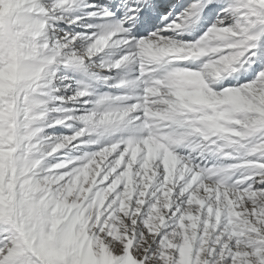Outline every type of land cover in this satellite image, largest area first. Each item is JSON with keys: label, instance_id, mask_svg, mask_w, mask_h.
Segmentation results:
<instances>
[{"label": "snow or ice", "instance_id": "1", "mask_svg": "<svg viewBox=\"0 0 264 264\" xmlns=\"http://www.w3.org/2000/svg\"><path fill=\"white\" fill-rule=\"evenodd\" d=\"M68 4L69 0H52L46 7L43 0H18L16 9L0 15V65L24 43L28 22L41 21L44 32L50 31V18ZM218 4L224 6L215 23L191 42L166 38L174 29L169 19L172 13L165 12L168 6L163 0H134L114 30L108 27L91 37L89 46L101 36L110 37L106 48L124 46L125 54L115 61L114 68L128 63L126 58L138 65L137 78L127 82L137 94L95 101L111 111L128 113L118 120V129L106 124L88 126L41 151L40 135L31 140L21 138L24 113L20 112L17 139L3 146L15 152L5 177V184L10 179L12 188H5V200L0 204V264H83L82 253L89 250L94 257L92 264H264V116L258 111L264 110V58L257 63L249 51L250 43L256 47L255 33H264V0H194L176 18L175 29L194 26L205 8L212 12ZM101 11L106 17L115 15L107 8ZM228 21H232L231 26ZM148 28L153 30L147 38L136 35ZM217 33H224L225 38H216ZM76 38L64 40L51 51L47 43L45 51L56 59ZM170 42L197 48L207 44L215 51L202 55L194 49L180 59L145 55L149 47ZM103 51L90 52L87 48L71 55L87 60ZM228 56L240 62L239 68L247 65L254 82L234 87L220 83V90L213 92L239 96L242 104H219L167 120L145 118L144 112L153 107V101L168 99L164 81L171 69L203 72L206 63ZM201 57L205 60L195 68L182 63ZM212 86L217 87V82ZM152 89H159L161 95H152ZM40 90L38 85L27 91L19 89L18 107L25 106L26 97L37 98ZM77 93L76 98L88 95L83 90ZM132 105H136L135 111H130ZM98 110L102 109L80 119ZM225 111L232 120L227 125L231 132L205 133L200 123H194L202 116ZM145 124L151 126L149 131H140ZM97 128L127 129L133 135L116 137L107 142L108 146L101 144L83 159L55 163V168L47 164L48 156ZM150 132L163 145L157 155L150 154L145 146L144 138ZM57 144L61 146L53 152ZM190 148L196 153L186 151ZM232 158H236L233 163L225 165L224 161ZM36 159L41 163L33 167ZM45 177L51 178L47 184ZM30 178L44 187L26 201L24 185ZM70 191L74 194L68 196ZM57 204L65 205L60 214L53 212ZM57 219L61 222L53 231ZM76 233H82L79 239L73 238ZM49 236L53 237L50 243Z\"/></svg>", "mask_w": 264, "mask_h": 264}, {"label": "clouds", "instance_id": "2", "mask_svg": "<svg viewBox=\"0 0 264 264\" xmlns=\"http://www.w3.org/2000/svg\"><path fill=\"white\" fill-rule=\"evenodd\" d=\"M18 7L17 2L13 0H3L0 3V15H4L11 10ZM25 40L23 44H20L18 48L13 50L10 58L0 65V179L4 178V173L12 166L13 153L15 149L9 147L7 150L3 147L5 144L11 145L17 139V132L20 125L18 124V117L20 112L24 113V136L22 139L31 140L35 136H39L43 132V128L40 126L43 117L47 111L44 99L26 97L27 103L21 109L17 105V94L19 89L27 91L32 88L33 85L42 87L48 82V77L51 75L50 66L54 63L55 58L48 54L46 35L44 32V24L41 21H30L25 27ZM44 39L45 43L40 44L38 41ZM101 36L93 45L88 46L90 52L103 51L108 47V39ZM216 38L223 39L224 33H217ZM195 49L196 54L208 55L215 51L207 44L201 47L195 46H182L179 43H167L164 45H153L149 47L145 55L150 57H164L168 55L175 56L177 59L183 58L184 53L192 54ZM128 59V63H131V58ZM238 62L231 56L222 57L219 61H210L204 65L203 72H193L183 68H173L167 74L164 87L167 89L168 99L159 103L153 101V107L148 108L144 112V116L147 120L159 121L173 119L175 115L179 113L189 112L196 114L205 108L206 97L209 94L216 95L209 87L210 84L216 82V78L220 77L223 73L228 72L231 69L232 72L236 71L231 66ZM129 71H131L129 69ZM35 91V89H32ZM228 91V90H225ZM152 95H161L159 89H152ZM79 95V93H77ZM72 97L71 99H75ZM98 110L92 113L91 116L85 117L84 120L89 122V126L95 124H106L116 127L118 129V120H122L126 112H115L109 110L107 107L98 108ZM136 105H132L130 111H135ZM230 114L228 112H218L213 117H200L194 123H200L203 126L205 133L217 134L233 131L229 129L227 125L231 123ZM150 125L145 124L140 131H149ZM199 130V129H197ZM139 134V132H138ZM243 135V133H241ZM145 146L152 141H159V138L149 133L144 138ZM160 142V141H159ZM61 145L57 144L52 148V151H56ZM49 145H41V151H46ZM41 161L36 159L32 162V166H39ZM53 168L57 165H52ZM51 178L45 177V184L50 182ZM26 189V201L31 199L36 192L43 190L44 185L39 182H34L31 178L25 182ZM8 188H12V184L8 185ZM73 191L68 193V196L73 195ZM68 197H65V201ZM11 199V197H9ZM42 204L46 202L42 201ZM64 204H57L53 208V212L60 214L64 211ZM3 209L0 208V214ZM60 224V220L54 221L52 227L55 231L56 226ZM53 237L47 238L48 242L52 241Z\"/></svg>", "mask_w": 264, "mask_h": 264}, {"label": "bare ground", "instance_id": "3", "mask_svg": "<svg viewBox=\"0 0 264 264\" xmlns=\"http://www.w3.org/2000/svg\"><path fill=\"white\" fill-rule=\"evenodd\" d=\"M86 1L88 2L89 0H86ZM90 1L97 3L96 8L99 11H100V7H99L98 3L99 2L105 3V7L107 9H109L110 11L114 12V14H115L114 16L119 15L121 13V19H123L125 17V14L127 12V8L134 6V0H90ZM45 2L47 4H51L52 1L51 0H44L43 3H45ZM193 2H194V0H163V3L168 6L166 8L165 12H171L172 13V15H171V17H169V19H170V21L173 22V29H174V30H169V35L166 38H175L178 42H185L184 41L185 37L193 35L194 40H197L196 35L200 34L202 32L204 33L205 30L207 31V26H211L215 23V21L217 19V14L219 13L220 8L224 6V4H218L216 6L215 10L212 12H209V10L207 8H205L203 13L199 16L197 23L194 26H189L188 28L181 27L179 29H175V23L177 22L176 18L179 16L180 13H182ZM47 6H49V5H46V7ZM228 23L232 24V21H228ZM81 24L79 25L80 27H81ZM79 26L77 27L75 24V25H72L69 27L66 26L67 29H64L63 24L52 23L50 21V31L47 29L45 31V35L47 38L46 43H48L50 45L49 51H51L52 48H54L57 44H61L64 40L71 39L73 37H77L76 39H73L71 48H63L60 50L59 57L56 58L54 60V63L50 66L51 75L57 69V67L53 68L56 64H61V66L65 65L67 67L72 68L73 74L76 77V80L79 81L78 84L80 83L83 91H86L88 93V95L86 97H82V98L75 99V100H73V99L72 100H65V99L61 98L59 95L57 96L58 91H59V89H58L54 92L53 96L52 95L50 96L51 100L49 101V103L45 104V106L47 108V111H51V112L45 113V115L43 117V121L40 125L43 128V132L40 133L41 145L53 144L54 143V142H52L53 139L43 141L42 138L44 136H48L51 132H54V131H56V133L61 132V130H60L61 128L65 129V130H69V129L72 130L73 131L72 135H75V133L78 130L83 131L85 128H87L89 126V122H86L85 120L80 119V117L84 116V115L91 114V112L94 110L93 109V103H92L93 102L92 100L94 99L93 93H96L97 91L99 92V90L102 89V92H103L102 94L106 97V100L108 98H114L115 96L124 95V93L122 91L123 86L120 85L122 83L118 84L119 81L114 76V73H116V72H117V74L123 73V70L121 69V67L120 68H114L113 66H111V63H110V67L105 68L103 66V64H100L101 63L100 62V56H98L97 54L96 55L93 54L87 60H84L82 57H73L71 55V53H75V52H79V51H85L86 52L87 47L89 46V44H88L89 40H87V39L90 38L91 32L84 30L85 28L84 29L79 28ZM150 29L151 28H148L147 30H150ZM177 33H179V35H177ZM259 48H260V46H259ZM262 55L261 56L259 55L258 58H260V57L262 58ZM110 56H112V54H110ZM137 59H139L138 56H137ZM133 63H134L133 66L136 67L133 69H138V65L136 63V60ZM122 67H123V65H122ZM128 69H126V70H128ZM66 71H68V70H66ZM64 73H68V72H64ZM135 73H134V75H135ZM134 75H132V76H134ZM251 75H252L251 72L243 73V71L242 72L240 71L239 73H237L238 79L234 80L233 78H235V77L233 76V77H231V79H229V78H228V80L225 79L224 82H222V84L224 86L229 85V84L237 85V84H240L243 79L249 78ZM128 76H130V75H128ZM229 81H231V83H229ZM210 85L212 86V84H210ZM45 94L46 93H44L42 97H45ZM42 97H37V98H42ZM86 99H88V101H86ZM233 99H235V98H233ZM57 101L61 102L60 106L58 105ZM52 111H54V112H52ZM77 116H79V117H77ZM56 121H62L63 123H56ZM69 123L70 124L75 123L76 125L72 126ZM123 131L127 132L128 137L133 135V133H131L127 129H125ZM91 135H92L91 131H89L87 136H82L79 138L81 140L85 141V139L89 138ZM117 135H119V134H117ZM79 138H77V139H79ZM71 142H73L71 144H74V141H71ZM184 143L185 142H182V144L178 147H182ZM155 146H157V145H155ZM146 147L148 148L150 154H152V155H157L159 153V150L156 148H153L149 143L146 145ZM186 151H192L194 154L196 153L195 148L186 149ZM74 152L75 151H73V148H71L70 145L65 146L64 149H58L55 153L48 156L46 162L49 166H52L61 160L66 161V162H68L69 159L75 160L77 158L74 157L76 154V152L75 153ZM174 154L183 155V153H174ZM85 156L86 155L82 156V159ZM235 159L236 158H232L231 160H225L224 163H225V165L230 166L231 163H233V161ZM252 162L255 163L258 161H252ZM207 163L209 165H212L213 161L211 159H208ZM53 171H57V170L53 169ZM59 171L62 172L63 170H59ZM5 175H7V172L4 173V176ZM2 184L3 183H0V185H2ZM73 190H75V186H74ZM1 192L2 191H0V204H3L5 199L1 196ZM80 235H82V233H76L74 239H79ZM185 255H186V252H185ZM93 258L94 257L92 256L90 250L88 252L82 253V259H83L84 264H88V263L93 262Z\"/></svg>", "mask_w": 264, "mask_h": 264}, {"label": "rangeland", "instance_id": "4", "mask_svg": "<svg viewBox=\"0 0 264 264\" xmlns=\"http://www.w3.org/2000/svg\"><path fill=\"white\" fill-rule=\"evenodd\" d=\"M233 2H234V0H233ZM44 4H45V6L46 5H50V4H47L46 2ZM96 5H97V3L93 2V1H90V0L88 2L86 0H69L68 6H65V7H62L60 9H58L57 15L51 17L50 18V21L52 23L63 24L64 25V29H67L66 26L69 27V26H72V25H75V24L78 27L82 23L81 24V27L79 26V28H82V29L85 28L84 30L90 31L91 32L90 33V35H91L90 38L92 36H94V35H100V34H102V32L106 28H108V27H112L113 30H114L115 23L116 22H119L120 20L119 21L118 20H114V17L113 16L112 17H106V16H104L103 13H102V11H101V9H103V8L99 6L100 7V11H99V10H97ZM211 26H207V31H208V29ZM229 26H231V24H229ZM207 31L205 30L204 33L203 32L200 33L201 34V37L203 35H205V33ZM255 34L258 37L257 41L255 42L256 47H253L252 46V43H250V45H249V51L250 52H253L255 54L254 55V59L256 60L257 63H260V60H261L260 58L261 57L258 58L259 55L261 56L263 54L262 55V58H264V33H255ZM117 35L122 36V34H120V33H117ZM90 38H88L87 40L90 41ZM184 41L185 42H189V41H186V40H184ZM213 46H216V45H213ZM259 46H260V48H259ZM123 48H124L123 45H119V44L118 45H113V47L106 48L103 52H101V53H95V55L97 54L98 56H100V62H101L100 64H103V66L105 68H107V67H110V63H111V66H112L117 59H121L123 57V54H125L123 52ZM137 52H138V48H137ZM110 54H112V56H110ZM134 61L135 60H133V62ZM133 62L126 63L125 65H123L124 68L121 66V69L123 70V73H120V74H117V72L114 73V76L119 81L118 84L122 83L120 85L123 86V90L122 91H123L124 95L130 96V97L132 95H134V94H137L132 89H130V88L127 87V82L136 79L137 78V75H138V71H137L138 69H133V68H136L135 66H133L134 65ZM239 63H240L239 61L238 62H235L231 66L232 68H235L236 69L235 72H232L231 69H229L228 73L227 72L223 73L220 77L216 78V81H220L221 80V83H222V82H224L225 79L226 80H228V78L231 79V77H233V76L235 77L233 79L236 80V79H238L237 78V73H239L240 71L241 72L243 71V73H245V72L246 73L251 72V69L248 68L247 65L245 66L244 69L238 68V64ZM60 66H61V64H56L53 67V68H56L57 67L56 71L52 75H50L48 77V82H46L44 85H42L41 90L39 92L38 97H42L43 94L46 93L45 94V97H42V99L45 100L46 104L49 103V101L51 100L50 96L51 95L53 96L54 95V92L56 90H58V89H59V91H58L57 96L59 95L61 98L65 99V100H72L71 98L72 97H76V93L78 91L83 90L82 87H81V85H80V83L78 84L79 81L76 80V77L73 74V69L70 68V67H67L65 65H62L61 67ZM252 67H255V64H253ZM128 68L130 70L131 69L132 70L129 71ZM126 69H128V70H126ZM66 70H68V71H66ZM64 72H68V73H64ZM134 73H135V75H134ZM128 75H130V76H128ZM132 75H134V76H132ZM123 77H124V79L126 78L125 81L122 79ZM217 79H220V80H217ZM247 82H254V75L253 74L249 78L243 79L242 82L240 84H237V85L242 86L244 83H247ZM218 83L219 82H217V87H212L211 85H209V87L210 88L212 87L211 89L214 90V91L220 90L219 87H218L219 86ZM232 85L229 84V85H225L224 87H231V86L234 87V86H237L235 84H232ZM102 93H103L102 92V89L99 90V92L97 91L96 93H93L94 99L92 100L93 101L92 103H93V109L94 110H95V108L98 109V108H103L104 107V105H96L95 104V101L96 100H99V99H105L106 100V97ZM233 98H235V99H233ZM75 99H79V98H75ZM75 99H73V100H75ZM205 99H206L205 107H212V106L219 105V104H231V105L236 106V105H240V104L243 103L242 98L239 97V96H236V95L218 96V95L209 94ZM86 101H88V99H86ZM106 102H107V100H106ZM57 103L60 106V103L61 102L57 101ZM258 111H261V115L264 116V110H258ZM47 112H51V111H46V113ZM52 112H54V111H52ZM77 117H79V116H77ZM70 125L73 126V125H76V124L75 123L74 124L71 123ZM60 130H61V132H59V133H56V131L51 132L48 136H44L42 138V140L43 141H47V140L53 139L52 142H54V143L55 142H63V137L72 136V132H73L72 130H70V129L69 130H65V129H62V128ZM91 134L92 135L89 138L85 139V141L84 140H81L78 137L79 139H77L76 141H74V144H71V143H73L71 141L68 144H66V146H69L70 145L71 148H73V151L76 152V154L74 156L75 158L82 159V156H84V155L87 156V155H90V154L96 152L97 150H99V146L101 144H104L105 146H108L107 142L108 141H111L114 138H116V136L117 137L118 136H124L125 138H128V135H127V132L126 131H109V130H105V129H102V128H97L96 130L91 131ZM117 134H119V135H117ZM149 144L153 148H156L158 150H160L163 147V145L159 141H152ZM154 144L157 145V146H155ZM57 163H65V164H68V162L62 161V160L61 161H58ZM5 177H6V175L4 176V178L2 180L0 179V181H1L0 183H3L2 185H0V191H2L1 192V196L4 199H5V195H4L5 188H8V185L11 184V180L10 179H9V183L8 184H5ZM8 190L10 191L11 189L8 188ZM73 238H75V234H74ZM93 260H94V258H93ZM88 264H92V262L91 263H88Z\"/></svg>", "mask_w": 264, "mask_h": 264}]
</instances>
